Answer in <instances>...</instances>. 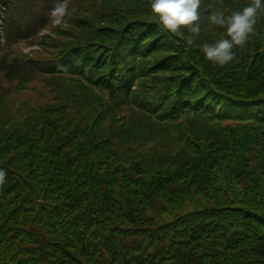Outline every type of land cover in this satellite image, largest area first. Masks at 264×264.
<instances>
[{"label": "trees", "instance_id": "16d2710c", "mask_svg": "<svg viewBox=\"0 0 264 264\" xmlns=\"http://www.w3.org/2000/svg\"><path fill=\"white\" fill-rule=\"evenodd\" d=\"M38 2L0 0V264H264V7L220 66L201 21L253 0H201L198 34L151 0H71L56 29Z\"/></svg>", "mask_w": 264, "mask_h": 264}, {"label": "clouds", "instance_id": "9594fccd", "mask_svg": "<svg viewBox=\"0 0 264 264\" xmlns=\"http://www.w3.org/2000/svg\"><path fill=\"white\" fill-rule=\"evenodd\" d=\"M201 0H151V10L158 17L163 28L177 33L182 26H189L192 33L200 32ZM264 7V0H253L239 11L225 15L218 11L209 17L210 22L226 28L227 38H221L212 44H204L202 52L205 58L223 66L234 58V46H243L248 35L254 31L258 10ZM69 15L68 0H57L50 11L52 25L67 26L64 19ZM193 41L188 39L187 43ZM6 172L0 169V184L4 183Z\"/></svg>", "mask_w": 264, "mask_h": 264}, {"label": "rangeland", "instance_id": "374dc122", "mask_svg": "<svg viewBox=\"0 0 264 264\" xmlns=\"http://www.w3.org/2000/svg\"><path fill=\"white\" fill-rule=\"evenodd\" d=\"M56 2H57L56 0H43V5H42L41 2L40 3L38 2V4H37L38 14L42 15L44 13L46 16L50 17L49 10L53 7V5L56 4ZM234 8H235L234 5L225 4V2L223 4L216 3L215 6H212L210 8V13L213 14L215 12L222 11V12L225 13V15H226V13L227 14H231L232 12L235 11ZM211 14H210V16H211ZM50 20H51V18H50ZM23 21H25V23L20 22V23H18V26L19 27H28L29 18H27L26 20H23ZM201 23H202L201 25L205 24V26H202V27H204V30L206 32L208 31V33H209L208 34L209 35L208 39L206 40L205 44H212V43H215L217 40H219L221 38H227L225 36V34L222 33V28L214 27L213 23L210 22V19L205 20V21H203V19H202ZM224 29H226V28H224ZM215 31H217L218 33H216ZM199 46H200V44H199ZM15 48H16V46H15ZM17 48H18V50H20V48H23V46L19 45V46H17ZM201 52H202V50H201ZM3 82H5V79H4L3 75L0 74V84H3ZM3 103H4V104H2L3 108L5 109L4 106L8 105L9 110L7 112H4V115H3V113L0 115V124L2 126H4V123L7 124L9 121H11L14 124H18V120L17 119L22 120V118L19 117L20 114L17 113V109H18L17 106L19 104H21V101L19 100V98L16 95L8 96V97H6L4 99ZM39 104H40V102H34V103L31 104V106H36V105H39ZM122 110L124 111V108H122ZM120 111L121 110H118L116 112L117 115H118V113ZM135 159L139 160L140 158L137 157Z\"/></svg>", "mask_w": 264, "mask_h": 264}]
</instances>
